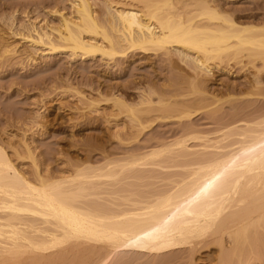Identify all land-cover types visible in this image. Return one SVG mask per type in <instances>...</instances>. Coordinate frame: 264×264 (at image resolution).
<instances>
[{
	"label": "bare ground",
	"instance_id": "1",
	"mask_svg": "<svg viewBox=\"0 0 264 264\" xmlns=\"http://www.w3.org/2000/svg\"><path fill=\"white\" fill-rule=\"evenodd\" d=\"M237 1L251 0H104L99 13L72 0L71 14L55 12L57 26L28 22L25 34L12 32L31 48L0 43L23 61L38 50L114 64L155 55L171 71L161 85L154 74L132 78L123 87L132 92L89 81L90 94L76 93L84 107H69L83 111L72 128L104 121L118 141H139L176 111L187 120L169 138L151 137L144 154L129 149L98 166L68 161V177L43 169L27 140L14 155L32 161L28 172L0 146V264H196L214 246L215 264H264V19L228 14ZM241 64L252 77L217 83L215 70L233 77ZM108 103L110 112L97 113ZM195 108L208 109L215 130L196 128Z\"/></svg>",
	"mask_w": 264,
	"mask_h": 264
},
{
	"label": "rangeland",
	"instance_id": "2",
	"mask_svg": "<svg viewBox=\"0 0 264 264\" xmlns=\"http://www.w3.org/2000/svg\"><path fill=\"white\" fill-rule=\"evenodd\" d=\"M89 2L96 13H99L105 6L104 0H89ZM226 9L228 14L238 16L242 23L255 22V14L258 20L264 19V0H251L246 3L237 1L226 4ZM57 10L64 14H71L72 0H0V38L2 39L0 43L12 44L20 50L31 48L30 43L15 38L12 32L25 34V28L29 26L28 22H33L38 27L48 24L51 27L57 26L59 24V17L55 13ZM2 53L0 47V146L7 151L15 165L25 172L31 170L32 161L25 153H23L22 160H18L14 155L16 147H20L22 151L23 140L31 144L37 160L45 165L43 169L48 167L47 169H52L56 175L68 177L72 175L68 161L74 165L79 163L98 166L103 163L105 156L111 160L124 158L129 149H133L136 154H144L152 148L149 146L155 142L148 141L151 137L169 138L171 130L176 129L180 122L187 121L182 118L184 114L181 110L176 111L173 113V125L157 127L142 135L139 141H118L112 137L117 131L115 126L104 123V121L101 127L97 128L92 125L72 128L75 124L83 122L80 114L83 111L69 107H84L80 104L76 93L82 91L86 95L90 94V88L86 85L89 81L97 85L101 83L104 87L114 86L116 88L122 85V90H125L123 92H127L126 90L132 92L131 88L123 87L128 86L133 79H136L135 77L140 79V77L155 75L156 78L158 76L156 81L160 85L169 78L171 79V71L168 67H164L165 65L155 55H152L149 60L137 55L136 58L131 57L122 61L120 59V62L114 64L107 57V59L99 56L73 57L66 52L46 55L38 50L34 59L30 58L26 61L20 58L16 60L15 57ZM231 56L232 54L229 57ZM227 58V54H224L221 59L226 62ZM221 59L217 58L214 61L218 65ZM243 63H248V60L243 58ZM241 67L242 64L235 66L233 77H228L215 70L217 83L225 82L231 87L240 86L253 74L252 69L244 73ZM65 80H69V83L73 85ZM212 88L220 89L217 85ZM221 96H219L221 99L226 97V95ZM222 101V104L226 102L225 99ZM221 102L219 105L227 110L228 104L222 106ZM105 108L107 109L105 112L112 110L108 103L107 106L98 107L100 112L97 113L103 112L101 109ZM196 109L199 114L193 121L196 128L205 134L215 130L216 125L207 118L208 109ZM95 113L93 112V116ZM199 144V141L193 142V145ZM65 169L67 172L63 173ZM218 252L219 248L216 246L203 251L201 255L199 254L196 264H215ZM260 263L263 264L256 262V264ZM136 264L140 263L136 262Z\"/></svg>",
	"mask_w": 264,
	"mask_h": 264
}]
</instances>
